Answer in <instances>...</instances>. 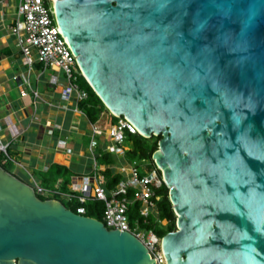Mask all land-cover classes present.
I'll use <instances>...</instances> for the list:
<instances>
[{
  "label": "water",
  "instance_id": "obj_1",
  "mask_svg": "<svg viewBox=\"0 0 264 264\" xmlns=\"http://www.w3.org/2000/svg\"><path fill=\"white\" fill-rule=\"evenodd\" d=\"M46 2L108 113L160 138L165 264H264V0ZM0 264L155 263L0 168Z\"/></svg>",
  "mask_w": 264,
  "mask_h": 264
},
{
  "label": "built area",
  "instance_id": "obj_2",
  "mask_svg": "<svg viewBox=\"0 0 264 264\" xmlns=\"http://www.w3.org/2000/svg\"><path fill=\"white\" fill-rule=\"evenodd\" d=\"M16 18L11 27L10 34L15 38L20 51L22 66L31 69L35 64H40L43 69L60 71L63 74L66 86L60 91L61 101L68 104L71 100L78 103L87 98V94L78 87L77 79L82 72L65 44L50 12L46 0H17ZM18 83L20 93L26 95L21 89L23 83H27L21 76L13 77ZM52 85H57V78L52 77ZM38 97L36 92L33 93ZM117 122L110 129L103 131L99 123L90 122V135L88 151L91 155L93 172L83 176L70 177L67 190H60L61 182H57L54 188H44L38 182L32 181L29 185L35 195L66 203L77 202L75 212L85 216L84 204L90 201H100L104 204L102 223L109 230L128 232L135 236L147 249L150 258L155 264H165L161 251V238L152 230H141L138 226H132L128 218V209L134 202L139 203L138 214L147 221L150 214H155V201L159 200L156 190L164 183L160 171L155 166L152 158L142 165L141 169L136 161H128L126 153L129 146L126 143L127 134H139L136 128L125 118L115 117ZM58 128V127H57ZM140 135V134H139ZM99 137L106 141L101 147L100 154L95 150L100 146ZM58 148L67 153L65 141H58ZM9 145L0 140V155L6 159ZM101 154H110L117 159V164L100 167L98 157ZM115 168V173L122 176V180L114 189H107L103 176L104 169ZM140 170L144 174L140 173ZM165 225V221L160 222Z\"/></svg>",
  "mask_w": 264,
  "mask_h": 264
},
{
  "label": "crops",
  "instance_id": "obj_3",
  "mask_svg": "<svg viewBox=\"0 0 264 264\" xmlns=\"http://www.w3.org/2000/svg\"><path fill=\"white\" fill-rule=\"evenodd\" d=\"M17 4V0H0V140L9 145L11 156L18 159L12 161L19 169L15 171L17 178L30 184L39 183L36 172H45L51 164L68 168L70 177L87 175L92 160L88 146L84 149L82 143L88 141L89 145L90 134L84 133L78 121L83 118L89 127L90 122L74 100L68 104L61 101L60 91L67 84L60 71L36 64L30 70L22 66L16 40L9 32ZM15 76L27 81L21 88L26 95L13 81ZM52 77L57 78V85L51 84ZM60 140L65 141L70 153L58 148ZM98 140L101 149L106 141L103 137ZM112 170L115 173V168Z\"/></svg>",
  "mask_w": 264,
  "mask_h": 264
},
{
  "label": "trees",
  "instance_id": "obj_4",
  "mask_svg": "<svg viewBox=\"0 0 264 264\" xmlns=\"http://www.w3.org/2000/svg\"><path fill=\"white\" fill-rule=\"evenodd\" d=\"M38 67H41L40 64H36ZM78 87L87 94V98L78 103V108L82 114L88 119L91 123H99L100 117L106 113L111 121V125L117 122V118L108 113L100 99L93 92L91 87L88 85L86 80L83 77L77 79ZM159 137H152L150 139H145L139 134H127L126 142L130 144L129 150L126 153V158L128 161H138L145 163L146 161L151 160L153 153L157 150V143ZM10 150V149H9ZM100 154L101 149H97ZM9 157L12 159L11 152H8ZM98 163L100 167L104 168L106 166H113L117 164V159L110 154H101V157H98ZM12 161L6 159L4 156L0 155V168L5 172L16 177L15 174L11 172ZM40 174L39 184L44 188H54L58 180L63 181L60 185V190L66 191L67 184L71 176V171L63 166L58 164H51L45 172H36ZM103 176L106 180L107 189H114L119 182L122 180V176L114 173L112 169H104ZM141 174H144L140 170ZM36 175V174H35ZM19 179V178H17ZM23 183L29 185L30 183L19 179ZM169 190L163 184L159 189L156 190V194L159 196V200L155 201L156 212L155 214H150L147 221L143 222V219L139 217L138 208L139 203L134 202L130 205L128 209V218L132 226H138L141 230H152L154 234L162 238L170 232L176 231V216L173 212V208L169 201L168 196ZM37 196V195H36ZM38 199L45 201L47 200L44 197L37 196ZM63 205L75 212V207L78 205L77 202L72 203H63ZM85 208V216L89 218L96 219L100 222L103 221V211L104 204L100 201H90L83 205ZM165 221L166 224L162 225L160 222Z\"/></svg>",
  "mask_w": 264,
  "mask_h": 264
},
{
  "label": "rangeland",
  "instance_id": "obj_5",
  "mask_svg": "<svg viewBox=\"0 0 264 264\" xmlns=\"http://www.w3.org/2000/svg\"><path fill=\"white\" fill-rule=\"evenodd\" d=\"M61 77H62V75H60ZM45 77H48L47 75L45 76ZM44 93V92H43ZM78 123H81V129L84 131V133H86V134H90V127L88 126V124L86 123V121L83 119V118H81L79 121H78ZM99 125L101 126V129L105 132V131H107L108 129H110V127H111V121H110V118H109V116L106 114V113H104L101 117H100V121H99ZM86 140V139H85ZM127 146H129L130 147V144L128 143V142H126L125 143ZM82 145H83V148L84 149H86V147L88 146V141L86 142H83L82 143ZM8 152H11L10 150H8ZM13 158V162H16V160H18V159H16V157H12ZM86 161L85 160H83L82 161V164H84ZM91 165H90V172L92 173L93 172V167H92V163H90ZM138 165H139V167H140V169H141V167H142V165H144V163H142V162H140V161H138ZM89 167V166H88ZM16 170H18L19 171V169H17L16 167H15V165L14 164H12V166H11V172L13 173V174H15V171ZM21 170V169H20ZM24 174V173H23ZM16 175V174H15ZM36 178L37 179H39L40 178V174L39 173H36ZM39 182H40V180H39ZM41 183V182H40ZM62 202L63 203H65L63 200H62Z\"/></svg>",
  "mask_w": 264,
  "mask_h": 264
}]
</instances>
